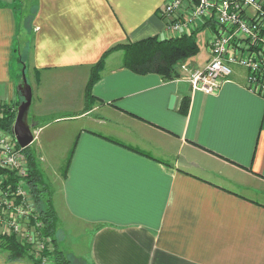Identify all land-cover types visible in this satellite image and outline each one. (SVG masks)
Listing matches in <instances>:
<instances>
[{
	"label": "crops",
	"instance_id": "obj_1",
	"mask_svg": "<svg viewBox=\"0 0 264 264\" xmlns=\"http://www.w3.org/2000/svg\"><path fill=\"white\" fill-rule=\"evenodd\" d=\"M167 1L0 0V104L22 99L24 61L32 150L42 161L68 155L57 190L49 186L58 246L68 216L69 232L84 225L87 264H264V98L248 90L243 69L206 94L181 76L124 68L115 50L84 110L91 69L107 51L170 34ZM19 3L35 8L17 75ZM0 264L32 263L0 252Z\"/></svg>",
	"mask_w": 264,
	"mask_h": 264
},
{
	"label": "built area",
	"instance_id": "obj_2",
	"mask_svg": "<svg viewBox=\"0 0 264 264\" xmlns=\"http://www.w3.org/2000/svg\"><path fill=\"white\" fill-rule=\"evenodd\" d=\"M162 17L170 32L167 37L208 23L209 60L181 75L193 89L215 94L239 67L246 72L248 90L264 98V0H169ZM3 113L0 104V118ZM23 149L12 132L0 129V231L17 235L42 253L49 239L41 234L43 224L27 183L29 167Z\"/></svg>",
	"mask_w": 264,
	"mask_h": 264
},
{
	"label": "trees",
	"instance_id": "obj_3",
	"mask_svg": "<svg viewBox=\"0 0 264 264\" xmlns=\"http://www.w3.org/2000/svg\"><path fill=\"white\" fill-rule=\"evenodd\" d=\"M19 28L24 25L23 3H19ZM214 29V23H210ZM208 23L196 28L190 33L174 35L160 38L151 36L136 42H127L116 45L107 51L103 57L91 69V75L85 89V108L88 110L95 102L92 94V86L99 78L101 71L105 66V60L109 53L115 50H122L123 67L132 70L138 74L155 73L160 75L165 81L172 80L181 76V65L195 55L199 47L196 42V36L199 32L207 29ZM18 41V40H17ZM17 51L20 52L19 42H17ZM21 56V55H20ZM25 65V62L22 61ZM22 99L12 107L4 106L3 116L0 118V129L12 132V127L16 119L18 106ZM189 99L182 100L181 109L187 112ZM28 160L29 173L27 183L31 188L32 197L38 211L37 218L42 222L41 234L49 239L46 241V248L43 251L44 256L54 257V263L47 264H74L72 258H69L58 246L56 230L58 224V215L53 206L52 194L49 185L44 181V177L37 164L36 155L31 149V145L23 149ZM68 165L66 163L65 169ZM65 169L63 170L65 173ZM52 247V248H50ZM0 252L10 261L28 260L32 264H44L41 259L31 255V246L23 243L20 238L13 233H3L0 231ZM42 258V257H41Z\"/></svg>",
	"mask_w": 264,
	"mask_h": 264
},
{
	"label": "rangeland",
	"instance_id": "obj_4",
	"mask_svg": "<svg viewBox=\"0 0 264 264\" xmlns=\"http://www.w3.org/2000/svg\"><path fill=\"white\" fill-rule=\"evenodd\" d=\"M29 1V0H27ZM26 0H24V2H27ZM20 8V7H19ZM34 5L33 4H29L28 7L24 6L23 7V11H24V16L22 18L23 24L19 31V46H22V55L21 52H17L15 59H14V66H15V72L17 73V75L21 72L20 68L21 65H19V56L21 55L23 60H27V54L25 51L28 50V45L30 44V42H28V40H30L31 38V29L32 27V15L34 14ZM212 34L210 33V31L208 29H205L202 32H199L196 36V42L197 45L199 47L198 52L193 55L192 57H189V59L187 61H185L184 63H182L181 65V75L183 73H185L186 71L197 67L198 65H202L204 63L205 57L207 55V47H206V40L211 36ZM21 64V63H20ZM27 75V72H26ZM27 77V76H26ZM19 78V77H18ZM28 80V78H27ZM67 98L63 99V102H65ZM57 99H56V104L60 105L57 103ZM55 102V101H54ZM59 102V101H58ZM2 105V104H1ZM34 105V104H33ZM32 104L30 105L29 109H28V119L31 120L30 116L32 114V111H34V106ZM32 106V107H31ZM47 121H41L40 124H44ZM36 140L34 139V141L31 143V149H35L36 148ZM33 151V150H32ZM34 153H36L34 151ZM26 155V154H25ZM36 160H37V164L40 168V171L44 177V181L51 186L54 190H57V187L59 185V182H56L54 184L53 183V179L57 180V178H60V174L64 173V169L67 163V158L68 155H64L63 159H60L59 161H50V160H44L43 161L40 159V155L39 153H36ZM66 156V158H65ZM51 188V189H52ZM50 189V188H49ZM263 200V199H262ZM60 224H59V229L61 231V233L64 235H61V245L60 248L62 250H64L66 253H68V255L70 256V254H75L76 256L80 257V258H76L73 257L74 263L75 264H87L88 258H89V247L86 246V241L83 240L82 236H80V232H82V226H79L75 231L69 232L67 229V224H73L76 226V224L74 223V221H72L71 219L68 218V216H60L59 218ZM43 236V235H42ZM52 248V247H50ZM70 253V254H69ZM31 255H33L34 257L41 259L42 263L47 264L49 262H53L54 263V257L51 256H44V252L42 253H38L35 251V249L33 247H31ZM42 257V258H41ZM45 257H47L48 259H44ZM71 257V256H70ZM85 262H84V261ZM30 262V261H29Z\"/></svg>",
	"mask_w": 264,
	"mask_h": 264
},
{
	"label": "water",
	"instance_id": "obj_5",
	"mask_svg": "<svg viewBox=\"0 0 264 264\" xmlns=\"http://www.w3.org/2000/svg\"><path fill=\"white\" fill-rule=\"evenodd\" d=\"M18 89L22 96V101L18 106L17 115L15 122L12 127V133L15 135L19 145L22 148H26L31 145L34 141V130L37 125L35 123H29L28 121V109L32 103V88L29 84L26 73H25V65L22 68V77L21 82L18 84ZM179 165L185 166L190 165L180 157Z\"/></svg>",
	"mask_w": 264,
	"mask_h": 264
},
{
	"label": "bare ground",
	"instance_id": "obj_6",
	"mask_svg": "<svg viewBox=\"0 0 264 264\" xmlns=\"http://www.w3.org/2000/svg\"><path fill=\"white\" fill-rule=\"evenodd\" d=\"M194 68H199V67H194Z\"/></svg>",
	"mask_w": 264,
	"mask_h": 264
},
{
	"label": "flooded vegetation",
	"instance_id": "obj_7",
	"mask_svg": "<svg viewBox=\"0 0 264 264\" xmlns=\"http://www.w3.org/2000/svg\"><path fill=\"white\" fill-rule=\"evenodd\" d=\"M30 123V122H29Z\"/></svg>",
	"mask_w": 264,
	"mask_h": 264
}]
</instances>
